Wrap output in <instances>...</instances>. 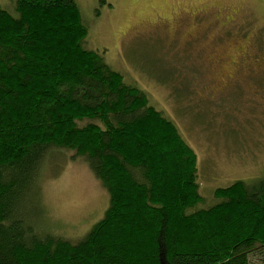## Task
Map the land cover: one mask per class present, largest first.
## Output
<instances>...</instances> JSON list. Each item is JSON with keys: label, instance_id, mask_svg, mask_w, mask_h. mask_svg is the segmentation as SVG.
<instances>
[{"label": "trees", "instance_id": "trees-1", "mask_svg": "<svg viewBox=\"0 0 264 264\" xmlns=\"http://www.w3.org/2000/svg\"><path fill=\"white\" fill-rule=\"evenodd\" d=\"M88 33L76 0L0 4V264L264 261V170L197 208V152L143 89L86 47ZM52 148L83 158L110 196L77 241L48 229L37 206Z\"/></svg>", "mask_w": 264, "mask_h": 264}, {"label": "rangeland", "instance_id": "rangeland-1", "mask_svg": "<svg viewBox=\"0 0 264 264\" xmlns=\"http://www.w3.org/2000/svg\"><path fill=\"white\" fill-rule=\"evenodd\" d=\"M76 1L86 47L143 89L197 152V208L217 203V188L263 175L264 0ZM15 2L0 0L10 11ZM54 151L42 166L37 206L48 229L77 241L110 196L83 158Z\"/></svg>", "mask_w": 264, "mask_h": 264}]
</instances>
